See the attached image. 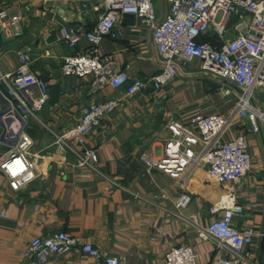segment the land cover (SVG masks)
<instances>
[{
  "label": "crops",
  "instance_id": "obj_1",
  "mask_svg": "<svg viewBox=\"0 0 264 264\" xmlns=\"http://www.w3.org/2000/svg\"><path fill=\"white\" fill-rule=\"evenodd\" d=\"M82 3L0 0V10L20 15L14 37L0 32V75L15 71L18 55L28 53L31 70L47 92L44 106L26 117L24 128L31 140L28 158L39 164L38 175L12 191L0 171V264H31L23 258L29 241L58 231L81 238L102 256L115 257L122 264H162L166 252L181 245L193 247L196 264H217L220 258H231V252L217 248L209 238L201 239L199 233L221 216L222 210L212 213L211 209L227 193L234 194L242 208L232 218L234 227L257 231L240 255L246 264H259L264 259V122H257L254 131L249 120L238 115L224 135L229 140L243 134L250 155L248 170L236 182H207L204 169L196 167L180 186L160 171L146 170L138 158L142 153L156 157L162 153L171 137L166 128L170 119L193 131L190 122L196 116L229 115L240 89L202 71L199 59L178 60L175 78L156 93L148 85L141 93L127 95L126 85L112 88L104 81L94 84L92 76H63L62 57L85 51L88 44L82 39L69 48L59 39L60 32L65 28L80 35L93 31L99 16L91 10L92 1L87 10ZM153 6L162 19L166 1L153 0ZM116 30V38L105 36L96 47L97 55L111 60L112 72L125 71L128 82L146 81L161 72L163 62L146 23L127 15ZM0 91H5L4 86ZM111 100H119L114 111L85 138L84 146L97 150V163L77 167L81 147L67 140L64 154L58 138L80 121L84 107ZM252 104L264 113L263 88L255 89ZM5 108L0 96V112ZM10 120L0 117L7 128L5 133L0 127V158L17 140L16 122ZM181 194H188L190 202L178 209L176 199ZM44 264L104 263L76 249L54 255Z\"/></svg>",
  "mask_w": 264,
  "mask_h": 264
},
{
  "label": "built area",
  "instance_id": "obj_2",
  "mask_svg": "<svg viewBox=\"0 0 264 264\" xmlns=\"http://www.w3.org/2000/svg\"><path fill=\"white\" fill-rule=\"evenodd\" d=\"M79 1L83 2L84 10L92 1L91 10L99 16L93 31L80 35L65 28L60 32L59 39L69 48L82 39L88 44L87 50L62 57L63 76L78 79L92 76L94 84L104 81L112 88L126 85L127 95L141 93L148 85L156 93L175 78L178 60L199 59L202 71L240 89L237 105L229 115L196 116L190 122L193 131L170 119L166 128L171 137L165 141L162 153L157 157L140 154L138 159L145 169L160 171L180 186L196 167L204 169L207 182H236L242 178L250 164L245 137L239 134L225 140L224 135L230 132V123L238 115L246 117L254 131L258 129L257 122H264V113L252 104L255 89H264V0H165L168 9L162 19L156 17L153 0ZM127 15L137 16L151 28L153 42L163 62L161 72L146 81L128 82L125 71L112 72L111 60L97 55V45L105 36L116 38L119 35L116 26L121 25ZM19 21L20 15L0 10L2 35L14 37ZM18 58L15 71L0 75V88H5L4 92L0 91L7 108L5 116L15 120L18 134L11 150L0 158V171L12 191H18L38 175L39 164L28 158L31 140L24 128L26 117L40 111L47 100L46 86L33 74L29 54L21 53ZM118 102L111 100L84 107L80 121L58 138L64 154L68 153L67 140L81 147L77 167L97 163V150L85 147V138L101 125L105 115L114 111ZM189 202L190 196L181 194L176 199V207L185 208ZM217 209L222 210L221 216L201 228L199 237L209 238L217 248L231 252V258H220L217 264H246L240 250L257 236L256 229L238 231L234 227L233 216L242 213L234 194L221 195L211 212ZM1 215H5V211ZM76 249L104 264H122L120 259L102 256L91 244L64 231L33 238L23 251V258L31 264H44L54 255H67ZM162 264H196V252L190 245L172 247ZM259 264H264V259Z\"/></svg>",
  "mask_w": 264,
  "mask_h": 264
},
{
  "label": "water",
  "instance_id": "obj_3",
  "mask_svg": "<svg viewBox=\"0 0 264 264\" xmlns=\"http://www.w3.org/2000/svg\"><path fill=\"white\" fill-rule=\"evenodd\" d=\"M6 112H7V108H5L2 112H0V117L5 116L6 115ZM7 122L9 123V121H7ZM0 127H1V129H2L3 132H6V129H7L6 128V125L0 124Z\"/></svg>",
  "mask_w": 264,
  "mask_h": 264
}]
</instances>
